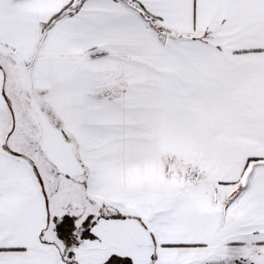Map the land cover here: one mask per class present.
<instances>
[{"label":"snow or ice","instance_id":"snow-or-ice-1","mask_svg":"<svg viewBox=\"0 0 264 264\" xmlns=\"http://www.w3.org/2000/svg\"><path fill=\"white\" fill-rule=\"evenodd\" d=\"M0 264H264V0H0Z\"/></svg>","mask_w":264,"mask_h":264}]
</instances>
